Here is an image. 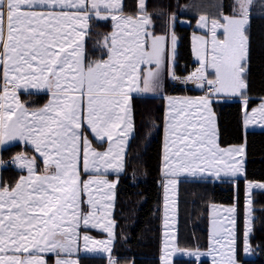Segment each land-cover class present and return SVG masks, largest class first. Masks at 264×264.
<instances>
[{"label": "snow or ice", "instance_id": "snow-or-ice-1", "mask_svg": "<svg viewBox=\"0 0 264 264\" xmlns=\"http://www.w3.org/2000/svg\"><path fill=\"white\" fill-rule=\"evenodd\" d=\"M253 0H244L238 16L210 22L209 41L197 37L200 67L187 77L207 94L198 99L168 97L163 173L175 187L180 175L209 174L217 180L236 178L243 172V147L222 149L217 142L212 104L219 96H241L248 55L245 35ZM75 9V11H69ZM145 12V0H139ZM121 0H0V67L4 87L0 92V144L23 140L44 158L43 174H35V161L18 156L28 176L9 189L0 188V264H47L44 254H55V264H76L71 256L80 238L81 223L100 227L112 235L107 221L113 206L115 183L91 178L82 181L80 164L90 173L124 170L127 139L133 131L132 93H147L160 86L165 62L164 37L152 36L145 14L120 16ZM114 20L110 53L103 61L84 62L83 38L91 18ZM102 12L108 15H102ZM209 26L200 17L199 27ZM223 30V39L217 29ZM176 37H171L174 52ZM155 65L153 68L152 66ZM213 70L209 79L207 69ZM173 79H177L173 74ZM141 83L143 87H141ZM21 88L51 90L53 99L43 109L29 111L17 98ZM243 100L245 124L264 126V103L248 111ZM86 125L96 138L108 142L106 151L94 149L82 131ZM264 190L262 183H248L244 250L250 251L251 190ZM168 187H166V192ZM82 193L86 200H82ZM166 207H167V196ZM86 203L88 211L81 204ZM229 227L223 234L214 228L213 250L218 264H237L235 212L224 210ZM102 221H105L102 223ZM216 221H214L215 225ZM167 226V220L165 222ZM84 248L94 251L98 243L83 236ZM92 245L89 248V245ZM165 239L164 264H168ZM108 251L107 248L104 249ZM110 264H115L110 259Z\"/></svg>", "mask_w": 264, "mask_h": 264}, {"label": "trees", "instance_id": "trees-1", "mask_svg": "<svg viewBox=\"0 0 264 264\" xmlns=\"http://www.w3.org/2000/svg\"><path fill=\"white\" fill-rule=\"evenodd\" d=\"M204 1V0H203ZM211 5V0H205ZM202 0H145V14L151 17L152 34L167 32L173 18L172 31L177 45L173 74L186 77L197 63L193 60L190 37L197 29L193 13ZM137 0H122L124 15H136ZM232 0H222L221 13L230 14ZM212 9V6H210ZM250 23L247 26L248 55L243 96L247 107L264 98V0H253L249 5ZM84 38L86 59L97 54L100 42L112 28L111 19H100L90 14ZM180 18L188 25L178 23ZM168 93L202 94L206 88L175 87L171 80L165 85ZM22 102L28 108L42 106L46 94L25 93ZM133 132L125 152V169L116 175L113 207L114 232L111 253L103 255L82 254L77 264H160V203H161V153L164 100L157 96H132ZM212 110L217 123L219 146L243 145L244 172L236 179L210 177H182L177 183L176 245L182 249L205 250L208 247L209 206L211 204H236L242 208V188L245 180L264 181V130L245 131L242 124L243 108L236 99L215 98ZM86 134L89 135L88 131ZM86 135V136H87ZM92 139V138H91ZM93 140V139H92ZM94 145L101 144L93 140ZM32 154L24 145L13 143L2 149L1 185L11 188L20 172L7 160L16 153ZM39 164V163H38ZM252 229L249 243L253 256H237L239 264H264V190L252 193ZM51 258V257H50ZM172 264H210L207 258L173 259Z\"/></svg>", "mask_w": 264, "mask_h": 264}, {"label": "rangeland", "instance_id": "rangeland-1", "mask_svg": "<svg viewBox=\"0 0 264 264\" xmlns=\"http://www.w3.org/2000/svg\"><path fill=\"white\" fill-rule=\"evenodd\" d=\"M233 1H234V4L232 2L230 13L235 12V15H228V16L226 15L224 17L232 18V17L238 16V14L240 12V6L242 3H244V0H233ZM136 5L138 7L137 9L140 11L139 0H137ZM121 6H122V4H121ZM211 6H212V9L210 11L214 14V18H215L214 20H216L218 18H222V16H223V14L221 13L222 0H211ZM246 6L248 7L249 5H246ZM198 12H200V13L197 16V19L194 23V27L197 29L206 31L207 36H200V35H196L194 33L191 34L190 44H191L192 56H193V60L195 62H197V65L189 75L184 77L185 79H187V77H189L192 73H194L201 65V61L197 57V51L196 50L199 47V41L196 38L197 37H203L205 40L209 41V45H208L209 49L211 47L210 22L213 19H209L206 15L202 14L201 9H199ZM117 15L130 16V17H133L135 19V18H139V16L141 14L122 15V14L117 13ZM147 16L150 18V21H151V17L149 15H147ZM200 17H205L209 21L208 27H204V28L199 27ZM173 22H174L173 18H170V20L168 22L169 23L168 30H167V32H165L163 34H152V31H151L152 21L148 25V28H147L148 32L151 34L148 38L149 42H150L152 36L165 38V41H164L165 62H164L162 72H161L160 86L157 89H159L161 87L164 80H166V81L167 80H172V81L174 80L173 79V65H174V56H175V52H176V46H175V50L173 52L172 47H171V37L173 35H175L174 32L172 31ZM223 22H224V20H223ZM112 23H113L112 31L105 38H103L101 40L100 45L97 48L98 50H96L97 51L96 57L91 59L90 62H92V61H103V60H106L108 58V55L110 53L111 36L116 31V27H115L116 22L113 20ZM178 23L181 25H188L189 20L185 19V18H180L178 20ZM219 23H221V22L219 21ZM219 34H221L219 39H223L224 38L223 37V30L218 28L217 29V36ZM245 35L247 36V28H246ZM175 37H176V35H175ZM247 41H248V36H247ZM176 45H177V38H176ZM102 56H106V57L104 59H102ZM152 67L154 68L155 65H153ZM208 71L213 72V70L211 68H208L207 69V75H208ZM244 80H245V77H244ZM141 87H143L142 83H141ZM181 87H184V86H181ZM157 89H155V90H157ZM207 89H208V85H207V88L205 91V95L207 94ZM132 94L135 95V92ZM134 95H132V96H134ZM131 109H132V104H131ZM132 119H133V117H132ZM131 135H132V133H131ZM131 135H130V137H131ZM90 136L93 137L97 142L103 144L102 146H96L93 144L92 140L88 136H86L87 140L91 142V145L94 149H96L97 151H100V152L107 150L109 145H108V142L106 139L104 141H101L98 138H96L92 132H90ZM130 137L127 139L126 149H127ZM125 152H126V150H125ZM124 169H125V163H124ZM123 171L120 173H116V172H113V173L119 175V174L123 173ZM112 178H115V181L117 180V177L114 175ZM229 179H232V178H229ZM248 183H254V184L255 183H262V184H264V181L245 180L243 182V188H242L243 201H242V208L240 211L237 208L236 204L224 205V204L214 203V204H211L209 206L208 247L205 250H196V249H182L176 245L177 183H176L175 187L173 188V187L167 185V179H166L164 182L165 187H164V193H163L164 214H163L162 232H161V239H160V256H159L160 264H164L165 239H166V237L168 240V244H167V247H168V252H167L168 264H172L173 259L177 258V257L197 258V259L207 258L210 261V264H218V261L220 259V255H219L218 251L213 250V241H212L213 232H214V228H215L221 234H223V229L225 227H229L227 220L224 219V217L228 216L229 214L227 212H225L224 210L228 209V208H232V207L236 208V212H235V221H236L235 233H236L237 243H236L235 258L237 260L238 254H241V256L243 258L252 257L253 252H252V248H251L250 243H249V237H250L251 230L248 233V237H247L248 246L250 248V251L245 252V250H244V232H245L246 228L248 227L247 216H246V189H247ZM166 187H168L167 192H166ZM255 190H259V189L253 188L251 190V201H252V193ZM166 196L168 198L167 199V207H166V199H165ZM251 209H252V204H251ZM166 220H167V226H165ZM214 221H216L215 225H214ZM252 221H253V213L251 212L250 229H252ZM108 264H110V262ZM123 264H130V263H123ZM237 264H239V262H237Z\"/></svg>", "mask_w": 264, "mask_h": 264}, {"label": "crops", "instance_id": "crops-1", "mask_svg": "<svg viewBox=\"0 0 264 264\" xmlns=\"http://www.w3.org/2000/svg\"><path fill=\"white\" fill-rule=\"evenodd\" d=\"M203 2H207V1H205V0L203 1L202 0L201 3H197L195 5L194 9H192L193 13L198 16L199 13H200V12H198V10L201 9L202 10V12H201L202 14L206 15L209 19H213L214 20L215 19L214 18V14L210 11L211 10V8H210L211 5H208V4L205 5V3H203ZM232 2L234 4V1L233 0H232ZM88 4L90 6V0H88ZM121 4H122V0H121ZM248 8H249V6H248ZM69 11H75V9H70ZM90 14H92V13L90 12L89 15ZM118 14H121V13H118ZM138 14H141L139 17H142V16L145 15V13L144 12H141V11H139ZM102 15H108V13L102 12ZM122 15H124V14H122ZM228 15H235V12H231L230 14H227V16ZM224 16H226V15H223L222 18H218L216 20H218L221 23H223V17ZM109 18L111 19V16L110 15H109ZM111 22H113L112 19H111ZM112 29H113V23H112L111 31H112ZM87 30H88V27H87ZM87 30L85 31L84 38H85V36L87 34ZM193 33L196 34V35H200V36H207V32L204 31V30H200V29H197V31H195ZM220 36H221V34H219L217 37L219 38ZM84 38H83L84 62H85V64H87V63L90 62L91 59H93V58L96 57V54H95V56L93 58H91L89 60L86 59V51H85V48H84ZM105 57L106 56H102V59H104ZM208 78L209 79H214V75H213V72L212 71L211 72L208 71ZM167 81L164 80L163 83H162V85H161V87L159 89L155 90V91H149L147 93H135V95L132 94L134 96H137V95L138 96H157V97H162L163 100H164V113H163V123H162V153H161V167H160V171H161V179H160V187H161L160 239H161L162 223H163V214H164V205H163V193H164V187H165L164 186V182L166 180V177H165V175L163 173V151H164V142H165V136H166V115H167V112H168V97H175V98H179V99H184V98L198 99L200 97L205 96V92L202 93V94H196V95H189L187 93H181V94L168 93V92L165 91V89H166L165 88V85H166V82ZM3 87H4L3 72H2V67H0V92L3 91ZM184 87L201 88V87L198 86V84L193 83L192 81H187V79H186V83H185V86ZM204 88H207V84H205V87ZM25 93L46 94L47 95V99H46L45 103L42 106H40V107H37V108H28V107H26L24 105V103L22 102V99H21V95L22 94H25ZM17 98H18L19 102L21 104H23L26 108H28L29 111L31 112V111H37V110L43 109L45 106H47L52 101L53 96H52L51 90H48V89H43V88L42 89L21 88V89H19L17 91ZM219 98L236 99V100H238V101L241 102L242 108H243V100L244 99H247L243 95H241V96H219ZM247 101H248V99H247ZM262 103H264V98L261 99V100H259L254 106L248 108V111L251 112L252 109L258 108ZM244 117H245V112L243 110L242 124H243V129L245 131H249V130H264V126H262V125H260L258 123L245 124ZM214 118H215L216 130H217V123H216V117H215V115H214ZM82 131H83V133H84L85 136L87 135L86 134V131H88L89 135H87V136L90 139L92 138L94 141H96L93 137L90 136L91 130L86 125L82 126ZM217 134H218V131H217ZM93 140H92V142H93ZM13 143H19L21 145L26 146L27 148H29L32 151V154H26L24 152L23 153L22 152L21 153H16L11 158H9L7 160V163H10L16 170H18L20 172V175H19L18 179L16 180L15 184L11 188H13L16 185V183L19 182V180H20L21 177L28 176L27 169L20 167V164L21 163H26L27 161H18L16 159L18 156H23V157H26L27 160H34L35 161V174H38L39 175V174H43L44 173V169H45V162H44V160H45V158L39 152H37L35 150V147L30 142L29 143H26L23 140L5 141L4 144H0V188H3V186L1 185V170H2V168L5 165V162L2 160V156H1L2 153L1 152H2V149L3 148H5L6 146L11 145ZM97 143H99V142H97ZM99 144H101L100 146L103 145L102 143H99ZM219 147L222 148V149H229V148L243 147V145L240 144V145H228V146H225V147H221V146H219ZM236 159H240V160L243 161V172H244V157H243V155L236 157ZM243 172H242L241 175H239L236 178L241 177L243 175ZM113 175L116 176L117 174H114L112 171H109L106 174L85 172L83 170V162L81 161V164H80V177H81V180L82 181H87L88 179H91V178L107 179L109 182L115 183V186H116L117 180L115 181V178H112ZM182 177H210V178H215L214 176H211V175H209L207 173H205L203 175L197 174L196 176H191V175H188V174H183V175H180L177 178V183H178V180L180 178H182ZM223 178H230V177H223ZM236 178H232V179H236ZM11 188H9V189H11ZM113 194H114V199L112 201L113 206H112V208L110 210V216L107 217V221L108 222H111L113 224V227H112V235L110 236L107 231H105L104 229H102L100 227H92L91 226L92 222H90V224L88 226H84L81 223V226L78 228V233H79L80 238L77 241V248L74 250V252L72 253L71 256L65 257V254L64 253H61V258H67V259L75 260L76 261V264H77V257L79 255H82V254L103 255V256H106V257H109L110 256L111 248H112V243H113V232H114V220H113L112 214H113V207H114V201H115V188L113 190ZM82 200H86V194H84V193H82ZM81 208H82L83 211H88V206H87L86 203H82L81 204ZM103 222H105V221H102V223ZM84 235L89 236L93 241H97V242H101L102 241L104 243L103 244L98 243L96 245L94 251H88V250H86L84 248V241H83V236ZM91 247H92V245L90 244L89 245V248H91ZM105 248H107L108 251H105L104 250ZM44 255H45V259L47 261V264H55V259L57 257H56V255L54 253L53 254H44Z\"/></svg>", "mask_w": 264, "mask_h": 264}, {"label": "built area", "instance_id": "built-area-1", "mask_svg": "<svg viewBox=\"0 0 264 264\" xmlns=\"http://www.w3.org/2000/svg\"><path fill=\"white\" fill-rule=\"evenodd\" d=\"M185 83H186V79L182 77H177V79L173 80V84L175 87L185 86Z\"/></svg>", "mask_w": 264, "mask_h": 264}]
</instances>
